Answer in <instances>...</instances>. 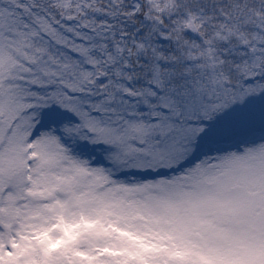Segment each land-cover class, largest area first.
Segmentation results:
<instances>
[{
  "label": "snow or ice",
  "instance_id": "obj_1",
  "mask_svg": "<svg viewBox=\"0 0 264 264\" xmlns=\"http://www.w3.org/2000/svg\"><path fill=\"white\" fill-rule=\"evenodd\" d=\"M0 264H264V0H0Z\"/></svg>",
  "mask_w": 264,
  "mask_h": 264
}]
</instances>
